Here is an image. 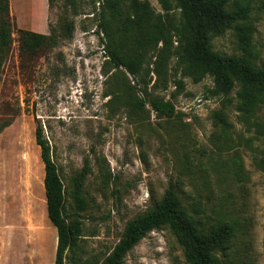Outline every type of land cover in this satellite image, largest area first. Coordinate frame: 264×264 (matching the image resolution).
Masks as SVG:
<instances>
[{
	"label": "rangeland",
	"instance_id": "374dc122",
	"mask_svg": "<svg viewBox=\"0 0 264 264\" xmlns=\"http://www.w3.org/2000/svg\"><path fill=\"white\" fill-rule=\"evenodd\" d=\"M146 1L157 14L178 19L174 4ZM102 4L9 0L14 29L0 71V124L9 123L0 133V264L55 261L38 124L63 184L65 216L80 223L79 264L101 263L127 223L157 203L170 181L210 224H234L232 264H264V104L251 117L225 108L224 127L212 119L222 101L211 93V78L194 83L173 57L157 85L150 55L135 76L115 68L98 32ZM251 20L256 62L264 64V0H251ZM51 29L61 37L55 47L20 52L19 31L49 35ZM212 49L240 54L231 30L213 38ZM153 99L173 112L159 117ZM85 166L77 199L74 181ZM122 264L188 263L178 237L163 227L146 234Z\"/></svg>",
	"mask_w": 264,
	"mask_h": 264
},
{
	"label": "trees",
	"instance_id": "16d2710c",
	"mask_svg": "<svg viewBox=\"0 0 264 264\" xmlns=\"http://www.w3.org/2000/svg\"><path fill=\"white\" fill-rule=\"evenodd\" d=\"M47 1L50 7L56 0ZM170 4L179 11L177 20L169 13L157 14L146 0H103L98 32L104 33L114 67H123L135 76L145 57L150 55L154 59L150 72L156 76L157 85L164 81L173 57L177 69L194 83L211 78V93L222 101L220 110L212 113L214 121L227 127L224 109L229 106H235L247 117L253 116L264 104V64L256 62L257 51L252 45L251 0H165L167 9ZM13 29L9 0H0V71L10 50ZM229 30L240 54H221L212 49V39ZM18 35L22 54L51 49L61 38L53 29L49 35L23 30ZM177 83L182 87L180 81ZM234 89L235 98H231ZM149 104L159 117L173 112L172 107L167 108L160 100H150ZM8 125L0 124V133ZM35 142L44 165L47 218L57 232L54 264H79L75 249L81 236L80 223L65 216V191L39 124L35 128ZM86 171L87 166L74 181L72 193L77 199ZM178 188L170 181L157 203L127 223L119 242L99 264H122L127 252L146 234L163 227L178 237L188 264H232L229 254L233 249L234 224L228 221L210 224L199 208L184 201Z\"/></svg>",
	"mask_w": 264,
	"mask_h": 264
},
{
	"label": "built area",
	"instance_id": "2783aa9c",
	"mask_svg": "<svg viewBox=\"0 0 264 264\" xmlns=\"http://www.w3.org/2000/svg\"><path fill=\"white\" fill-rule=\"evenodd\" d=\"M102 49V48H101ZM102 52H104L103 50H102Z\"/></svg>",
	"mask_w": 264,
	"mask_h": 264
}]
</instances>
